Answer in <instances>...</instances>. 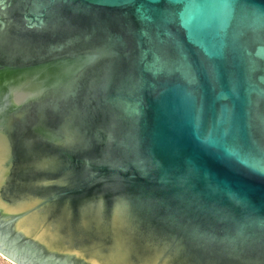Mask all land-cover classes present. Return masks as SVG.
I'll use <instances>...</instances> for the list:
<instances>
[{"label": "water", "instance_id": "1", "mask_svg": "<svg viewBox=\"0 0 264 264\" xmlns=\"http://www.w3.org/2000/svg\"><path fill=\"white\" fill-rule=\"evenodd\" d=\"M0 254L264 264V0H0Z\"/></svg>", "mask_w": 264, "mask_h": 264}, {"label": "rangeland", "instance_id": "2", "mask_svg": "<svg viewBox=\"0 0 264 264\" xmlns=\"http://www.w3.org/2000/svg\"><path fill=\"white\" fill-rule=\"evenodd\" d=\"M4 256H2L1 254H0V264H15V263H13V262H11L10 260H8L7 258H3Z\"/></svg>", "mask_w": 264, "mask_h": 264}, {"label": "bare ground", "instance_id": "3", "mask_svg": "<svg viewBox=\"0 0 264 264\" xmlns=\"http://www.w3.org/2000/svg\"><path fill=\"white\" fill-rule=\"evenodd\" d=\"M4 258V257H3ZM6 258V257H5Z\"/></svg>", "mask_w": 264, "mask_h": 264}]
</instances>
